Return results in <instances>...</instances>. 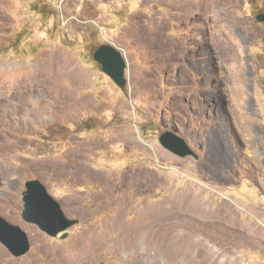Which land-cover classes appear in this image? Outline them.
<instances>
[{
    "label": "rangeland",
    "instance_id": "rangeland-1",
    "mask_svg": "<svg viewBox=\"0 0 264 264\" xmlns=\"http://www.w3.org/2000/svg\"><path fill=\"white\" fill-rule=\"evenodd\" d=\"M261 13L264 0H0V215L31 243L16 257L0 241V264H264ZM195 35L211 41L200 67ZM105 43L125 86L94 60ZM166 129L199 158L164 148ZM30 179L80 220L67 238L23 219Z\"/></svg>",
    "mask_w": 264,
    "mask_h": 264
},
{
    "label": "water",
    "instance_id": "water-1",
    "mask_svg": "<svg viewBox=\"0 0 264 264\" xmlns=\"http://www.w3.org/2000/svg\"><path fill=\"white\" fill-rule=\"evenodd\" d=\"M264 20V13L257 16ZM103 71L117 84L125 86L126 60L122 51L113 44H101L94 52ZM161 145L170 152L180 156L199 158L198 152L179 133L166 129L159 136ZM24 209L22 217L25 221L36 224L42 231L53 237L65 239L70 228L80 223L78 218L68 217L60 201L53 197L40 179H30L23 191ZM0 241L16 257L26 255L31 249L27 232L19 225L8 221L0 215Z\"/></svg>",
    "mask_w": 264,
    "mask_h": 264
},
{
    "label": "flooded vegetation",
    "instance_id": "flooded-vegetation-1",
    "mask_svg": "<svg viewBox=\"0 0 264 264\" xmlns=\"http://www.w3.org/2000/svg\"><path fill=\"white\" fill-rule=\"evenodd\" d=\"M198 23H201V22H198ZM197 23V24H198ZM200 28V30H204V32H205V35L207 36V35H209L210 36V32L208 31V29L207 28H201V27H199ZM199 28H196V29H199ZM193 33H194V31H193ZM188 43H187V52L184 50V52H186L187 53V56H189V54H191V53H198V54H200V59H199V61L198 62H195V63H199V67L200 66H203V64L202 63H204L203 62V58H202V56H203V52H201V50L203 49V50H205V51H207V47L209 46H211V41H210V37H208V38H206L205 39V41H202L200 38H198L196 35H195V37H191L188 41H187ZM189 53V54H188ZM189 62V59H187V63ZM191 64H192V62H191ZM203 75V74H202ZM201 75V76H202Z\"/></svg>",
    "mask_w": 264,
    "mask_h": 264
}]
</instances>
